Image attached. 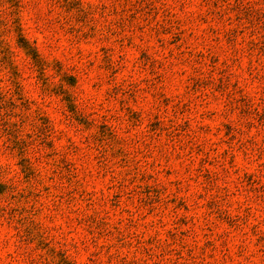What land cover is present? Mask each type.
Masks as SVG:
<instances>
[{
    "label": "rangeland",
    "instance_id": "374dc122",
    "mask_svg": "<svg viewBox=\"0 0 264 264\" xmlns=\"http://www.w3.org/2000/svg\"><path fill=\"white\" fill-rule=\"evenodd\" d=\"M0 264H264V0H0Z\"/></svg>",
    "mask_w": 264,
    "mask_h": 264
}]
</instances>
